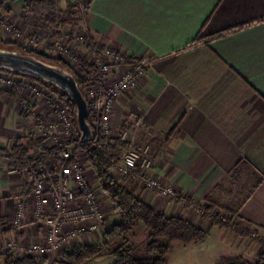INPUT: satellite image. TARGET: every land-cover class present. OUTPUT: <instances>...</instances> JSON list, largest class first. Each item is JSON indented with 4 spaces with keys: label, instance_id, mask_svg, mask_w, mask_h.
<instances>
[{
    "label": "crops",
    "instance_id": "1",
    "mask_svg": "<svg viewBox=\"0 0 264 264\" xmlns=\"http://www.w3.org/2000/svg\"><path fill=\"white\" fill-rule=\"evenodd\" d=\"M55 1L63 8L76 0ZM77 1L87 11L88 35L100 49L116 48L148 63L138 85L116 101L109 137L118 139L121 130L137 124L141 134H153L156 161L146 177L176 195L163 196L143 180L122 178L115 170L112 175L154 209L207 229L210 219L185 207L181 196L206 202L208 196L221 201L230 194L239 200L226 184L254 169L258 180L234 209L237 228L250 234L234 229L232 241L243 257L257 260L264 252L252 236L256 232L264 238V0ZM228 30L233 32L217 37ZM27 83L22 79L11 91L0 86V246L13 241L25 248L44 241V228L34 221L32 187L9 173L5 159L9 147L19 145L27 152L45 147L43 133L52 110L45 96L28 92ZM176 126L179 134L165 142L164 134ZM85 165L107 225L104 231L68 240L63 251L101 242L119 220L95 171ZM22 200L28 202L24 221L14 226ZM20 250L6 252L28 255Z\"/></svg>",
    "mask_w": 264,
    "mask_h": 264
},
{
    "label": "built area",
    "instance_id": "2",
    "mask_svg": "<svg viewBox=\"0 0 264 264\" xmlns=\"http://www.w3.org/2000/svg\"><path fill=\"white\" fill-rule=\"evenodd\" d=\"M55 13L58 14V10H55ZM60 29L61 24L56 22L46 34H43L41 29L38 33L35 31L36 35L30 37V43L37 46L42 44L46 49H50L51 54L70 57L73 48L68 44L69 37H58L57 32H60ZM15 30L18 36L24 37L22 31ZM86 38L88 37L84 35L79 36V43L86 42L90 47L91 40L87 41ZM89 51L93 64L91 70L86 72L84 97L88 102L90 124L94 132L110 136L116 101L138 85L146 74L148 63L126 56L116 48H107L103 52L98 48ZM26 80L28 92H33L37 97L45 96L50 104L56 106L59 119L46 125L43 133L44 148L26 153H17L12 148L5 153V159L10 165L9 173L19 176L32 187L34 221L44 228V241L35 242L25 248H19L13 241H9L5 247L0 246V255L7 250L16 252L18 249H24L28 255L46 258L47 264H58L68 240L84 236L86 233L104 231L107 218L97 191L87 179L82 148L84 142L79 131L73 132L68 108L49 88L38 81L29 78ZM20 82L21 77L15 73L0 74V86L7 90ZM22 106L24 110L28 109L27 103ZM140 132L138 124L120 131L118 139L128 147L113 161L114 170L122 178L143 180L148 188L158 190L163 196H175L173 189L164 187L156 179L146 177L156 158L151 144L138 141ZM62 134L68 136L65 142L62 141ZM48 146H54L55 151H58L59 162H53L51 166V159L46 158ZM27 203L22 200L18 204L14 226L23 223ZM190 206L199 213L205 210L196 203Z\"/></svg>",
    "mask_w": 264,
    "mask_h": 264
},
{
    "label": "trees",
    "instance_id": "3",
    "mask_svg": "<svg viewBox=\"0 0 264 264\" xmlns=\"http://www.w3.org/2000/svg\"><path fill=\"white\" fill-rule=\"evenodd\" d=\"M15 1L17 0H0V17L7 8V4ZM25 1L26 11L36 16V18L35 16L33 17V19L36 20V27L43 30L45 34L56 22L62 26L75 25L76 20H78V13L81 9L77 0L74 3L66 4L63 8L55 0ZM55 10H58V14L55 13ZM232 32L233 30L224 31L217 34V37ZM57 33L60 32L58 31ZM2 44L12 47L16 45V42H0V48ZM5 49L9 48L5 47ZM13 49L16 48L13 47ZM17 50L20 49L17 48ZM29 55L69 70L63 59H52L36 51L29 52ZM0 70L12 72L7 69ZM12 73L19 75L21 79L29 78L38 81L53 92L55 90L54 93L56 96L69 106L76 120V106L62 90L42 79L29 77L16 72ZM74 74L84 94L86 79L80 73ZM88 121L91 123L90 118H88ZM147 132L148 130L142 131V135L147 134ZM178 134L179 129L176 126L171 131L164 134L165 142H170L171 139ZM94 135V140L84 142L82 148L85 152L87 162L93 168L99 179L101 190L113 204L114 211L118 215L119 220L105 231L101 242L89 243L63 251L58 264H86L93 259L107 255L114 257L113 264H168L167 256L170 252L172 242L179 241L185 244H195L206 241L209 233L208 229L196 225L185 217L169 216L162 211L154 209L146 201L128 189L122 182L116 180L112 175V169H114L113 161L124 149H127L128 145L121 142L119 139H112L96 131ZM14 149L18 151V153L27 152L19 145L15 146ZM48 152L51 153L50 150ZM46 158L50 159V155L48 154ZM53 162H59V158L55 157L52 159L50 166ZM239 163H241V160ZM184 199L187 200V205L196 203L206 210L203 212L202 216L210 219V228L216 226L231 227L236 229L241 235L250 234L249 231H241L237 228L234 222L236 211L220 205L213 196H208L205 200L206 202H196L187 196H181V200ZM218 207L227 211L229 215L218 212L216 210ZM139 231H143V233L147 235V243L143 249L138 247L135 242V237L138 235ZM252 236L264 246V238L257 237L256 232ZM4 255V264H47V259L44 257H35L31 255L16 257L11 252H6ZM235 264H264V252H261L255 261L244 260L239 262L237 260Z\"/></svg>",
    "mask_w": 264,
    "mask_h": 264
},
{
    "label": "rangeland",
    "instance_id": "4",
    "mask_svg": "<svg viewBox=\"0 0 264 264\" xmlns=\"http://www.w3.org/2000/svg\"><path fill=\"white\" fill-rule=\"evenodd\" d=\"M19 1V2H18ZM25 0H17L15 2H11L7 4V8L3 11L1 17H0V42H10L14 41L16 42V45L9 47L4 46L2 44V47H8L9 49L18 48L22 51V53H27L31 51L41 52V54H45L47 57L52 59H63L66 63L67 67L71 72L74 73H80L81 75L86 78V72L88 70H91L93 60L92 55L89 50L97 49L99 51H105L100 49V45H98V42H94V38L88 35L87 29H86V19H87V11L86 9H80L78 13V20H76L75 25H70V27H65L61 25V31L58 34V37L64 39L66 37L68 38V44L73 48L72 55L70 57H66L63 55H54L53 53H50V49H46V47H43L42 44L39 46L33 45L30 43V37L32 35H36L40 30V28L36 27L35 19L33 17L34 14H29L26 11L25 8H20V5L18 3H21V5L25 4ZM8 9V10H7ZM32 16V17H31ZM36 18V16H35ZM22 31L25 35L24 37L18 36L17 31ZM44 34V31H41ZM67 35V36H66ZM86 36L87 41L91 40V46L89 47L86 42L79 43V36ZM101 53V52H100ZM89 60V61H87ZM8 74L10 72L1 71L0 74ZM22 80V79H21ZM13 88L8 89L11 91ZM59 89V88H58ZM54 90V89H53ZM55 92V90H54ZM49 110L50 115L47 119L48 123L50 122H56L59 117L56 110V106L49 104ZM64 105L68 108V115L70 119L72 120L73 124V132H78V128L76 126V120L73 116L71 109L69 106L64 102ZM65 107V108H66ZM51 108V109H50ZM150 132H147V134H139L138 141L143 144H151L153 147V151L155 154L156 147L154 146V135L149 134ZM66 135L62 134V141L65 142L67 140ZM9 149H12V147H9ZM51 151L47 153L50 155V159H54L55 157H58V151H55L54 146L51 149H48ZM126 149H124L120 154H123V152ZM8 151V149H7ZM6 151V152H7ZM5 152V153H6ZM118 156V157H119ZM155 156V155H154ZM83 158L86 161L85 164H87V159L85 157V152H83ZM114 171V169H112ZM119 175V173L117 172ZM258 174L255 172L252 168H247L243 175L236 176L233 180L231 177L229 179V183L226 184L227 189L231 190V197L239 198V200H231L230 194L226 196L225 199H222L221 201H218L220 205L228 207L229 209L234 210L238 203L241 201L243 197L249 194V192L252 190V188L255 186L256 181L258 180ZM134 180V179H133ZM174 197V196H173ZM183 205L185 207H188L189 209H192L190 205H187V200H181ZM221 214L229 215V213L225 210H223L221 207L216 209ZM206 210H204L205 212ZM199 213V212H198ZM203 212L201 211L199 213V216L202 217ZM209 230L208 237L206 241L203 243L197 244H185L179 241H174L171 243L170 252L167 256L168 264H235L237 260L239 262L248 260V257H242L237 250L236 246L234 245L232 239H233V233L235 230L231 227H213V228H207ZM147 235L144 234L143 231H139L138 235L135 237V242L138 247L141 249L145 248V245L147 243L146 239ZM255 245V244H254ZM258 248H260L259 244H256ZM255 252V250H253ZM257 251V250H256ZM241 257V258H240ZM250 261H253L252 258L249 259ZM114 257L111 255H107L101 258L93 259L87 264H113Z\"/></svg>",
    "mask_w": 264,
    "mask_h": 264
},
{
    "label": "water",
    "instance_id": "5",
    "mask_svg": "<svg viewBox=\"0 0 264 264\" xmlns=\"http://www.w3.org/2000/svg\"><path fill=\"white\" fill-rule=\"evenodd\" d=\"M0 69L42 79L66 93L76 106L77 128L83 142L94 140V130L88 121L89 107L76 76L70 70L47 63L17 49L0 48Z\"/></svg>",
    "mask_w": 264,
    "mask_h": 264
}]
</instances>
